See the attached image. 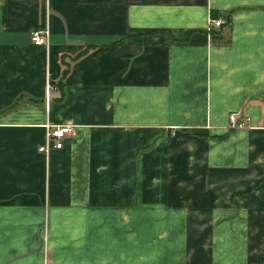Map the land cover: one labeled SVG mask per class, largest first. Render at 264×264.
I'll return each instance as SVG.
<instances>
[{
  "label": "crops",
  "instance_id": "1",
  "mask_svg": "<svg viewBox=\"0 0 264 264\" xmlns=\"http://www.w3.org/2000/svg\"><path fill=\"white\" fill-rule=\"evenodd\" d=\"M0 264H264V0H0Z\"/></svg>",
  "mask_w": 264,
  "mask_h": 264
},
{
  "label": "built area",
  "instance_id": "2",
  "mask_svg": "<svg viewBox=\"0 0 264 264\" xmlns=\"http://www.w3.org/2000/svg\"><path fill=\"white\" fill-rule=\"evenodd\" d=\"M223 26V20H212L211 21V30L212 28L220 29ZM31 42L35 46L39 47H49L50 46V32L47 29L37 30L31 35ZM52 89L49 87L48 95ZM230 122L233 127L244 128L245 123H238L237 115L233 114L230 117ZM75 127L68 126H59L52 127L47 125V136L45 143L39 147V152L49 155L52 150H62L64 147L65 140L74 132Z\"/></svg>",
  "mask_w": 264,
  "mask_h": 264
},
{
  "label": "trees",
  "instance_id": "3",
  "mask_svg": "<svg viewBox=\"0 0 264 264\" xmlns=\"http://www.w3.org/2000/svg\"><path fill=\"white\" fill-rule=\"evenodd\" d=\"M214 18H216V16H215ZM213 39H214V40H221V37H219V36H216V37H215V36H214ZM66 76H67V75H66V73H65L63 79L60 81L61 86H62V84H63V82H64Z\"/></svg>",
  "mask_w": 264,
  "mask_h": 264
}]
</instances>
